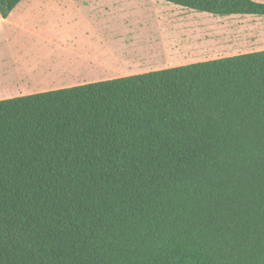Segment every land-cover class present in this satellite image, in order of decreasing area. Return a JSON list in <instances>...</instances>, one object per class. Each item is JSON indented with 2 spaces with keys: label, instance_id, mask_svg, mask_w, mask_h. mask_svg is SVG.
Segmentation results:
<instances>
[{
  "label": "trees",
  "instance_id": "16d2710c",
  "mask_svg": "<svg viewBox=\"0 0 264 264\" xmlns=\"http://www.w3.org/2000/svg\"><path fill=\"white\" fill-rule=\"evenodd\" d=\"M0 264H264V49L0 99Z\"/></svg>",
  "mask_w": 264,
  "mask_h": 264
},
{
  "label": "crops",
  "instance_id": "0c3cea01",
  "mask_svg": "<svg viewBox=\"0 0 264 264\" xmlns=\"http://www.w3.org/2000/svg\"><path fill=\"white\" fill-rule=\"evenodd\" d=\"M141 1L21 0L0 17V99L161 69Z\"/></svg>",
  "mask_w": 264,
  "mask_h": 264
},
{
  "label": "rangeland",
  "instance_id": "374dc122",
  "mask_svg": "<svg viewBox=\"0 0 264 264\" xmlns=\"http://www.w3.org/2000/svg\"><path fill=\"white\" fill-rule=\"evenodd\" d=\"M140 5L143 17L149 21L151 40L157 36V68L264 49V16H212L161 0H143Z\"/></svg>",
  "mask_w": 264,
  "mask_h": 264
}]
</instances>
